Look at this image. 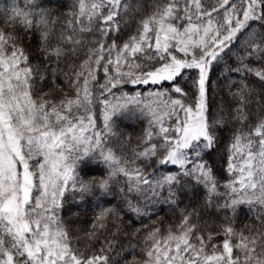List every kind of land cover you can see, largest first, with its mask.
I'll list each match as a JSON object with an SVG mask.
<instances>
[{
  "label": "snow or ice",
  "instance_id": "6c2138e0",
  "mask_svg": "<svg viewBox=\"0 0 264 264\" xmlns=\"http://www.w3.org/2000/svg\"><path fill=\"white\" fill-rule=\"evenodd\" d=\"M147 6L141 15L139 0H0V264H112L125 217L131 226L149 205L197 194L175 230L148 233L146 258L133 264H264V216L247 234L204 220L264 206V0ZM186 70L196 71L191 93L178 82ZM214 72L229 84L213 115ZM163 82L171 93L112 91ZM136 110L149 126L128 155L131 136L115 125ZM225 132L221 192L210 157Z\"/></svg>",
  "mask_w": 264,
  "mask_h": 264
},
{
  "label": "trees",
  "instance_id": "16d2710c",
  "mask_svg": "<svg viewBox=\"0 0 264 264\" xmlns=\"http://www.w3.org/2000/svg\"><path fill=\"white\" fill-rule=\"evenodd\" d=\"M11 2V0H9ZM20 0H17L19 3ZM139 2L145 7L141 15H146L151 11V7L147 5H151L153 0H139ZM11 29L5 28V31H9ZM126 38V37H124ZM219 71V70H217ZM195 70H186L185 79H178V82L185 88V91L191 93V79L187 77H195ZM233 79H237L233 77ZM98 81L99 83H104V73L103 71L98 72ZM228 80H217L216 73L214 72L211 78L210 85V112L214 115L217 112V109L222 105L226 104L227 97V89H228ZM115 93V96L119 97L121 95L133 96L137 94H141L142 98L148 97L149 93H154L157 91H168L171 93L170 82H163L161 84H132V83H123L118 86V88L112 90ZM172 97L176 98V94L172 93ZM109 100H114L112 96L108 97ZM155 100V97L151 98ZM115 102V101H114ZM187 102H191L189 99ZM97 114V124L100 125L102 120L100 118V106L97 105L96 108ZM149 126L148 117L145 115H141L139 110L135 111V114H128L127 118L117 120L115 127L118 130V134L120 136H131V143L128 144L124 151L126 154L130 155L131 149L136 146L138 139L142 137L145 133V130ZM229 134L227 132L222 134L221 143L218 145L217 149L212 153L210 157L213 167L216 169L218 177L221 180V192H224L223 184L230 179L229 173L226 171L228 166L229 159ZM116 143V141H113ZM90 167V166H89ZM151 171V169H149ZM83 175V173H82ZM200 202V194H197L195 200L191 198V196L181 197L180 201L177 204H167L163 202H156L154 205L148 206V215L143 217L142 220H139L133 223L131 226L128 225L127 217H125L123 225L119 230V235L116 237L117 240V251L120 252V255H114L112 257V264H133V261L142 262L145 257V252L147 248L150 246V242H146V237L150 231L154 228L160 229V235H166L167 229L170 227L175 230L176 226L180 223L181 214L185 208L189 206L191 203H199ZM223 203V200L219 201ZM118 203V201H117ZM106 205H102L104 207ZM100 209H97L95 206L91 208H82L79 212V219L77 220V224L80 227L86 228L93 218V214L98 212ZM72 211L70 209H65V215ZM264 216V206L261 205H242L238 206L236 213H232L231 211L225 213L223 211L219 213H213L211 219H208L207 216L204 217V220L208 221V224L213 231H219L222 225L233 224L234 228L237 231H243L247 234L249 228H258L261 227L260 221L258 217ZM203 226L204 221H200ZM137 228L140 231L137 233L135 237L131 234ZM116 231V229L109 224L108 231L106 235L111 238L112 232ZM125 232L128 235H125ZM223 240L222 235H217L215 237V243H221ZM100 245L97 244V247ZM123 249V251H121Z\"/></svg>",
  "mask_w": 264,
  "mask_h": 264
}]
</instances>
